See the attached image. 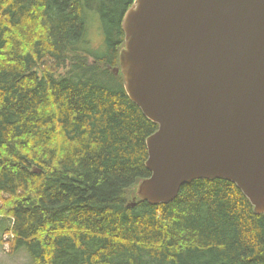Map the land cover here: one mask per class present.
Segmentation results:
<instances>
[{"label": "trees", "instance_id": "16d2710c", "mask_svg": "<svg viewBox=\"0 0 264 264\" xmlns=\"http://www.w3.org/2000/svg\"><path fill=\"white\" fill-rule=\"evenodd\" d=\"M133 2L0 0V242L31 264H264V215L235 184L137 197L158 125L115 74Z\"/></svg>", "mask_w": 264, "mask_h": 264}, {"label": "water", "instance_id": "95a60500", "mask_svg": "<svg viewBox=\"0 0 264 264\" xmlns=\"http://www.w3.org/2000/svg\"><path fill=\"white\" fill-rule=\"evenodd\" d=\"M122 29L115 74L158 125L137 197L224 179L264 215V0H134Z\"/></svg>", "mask_w": 264, "mask_h": 264}, {"label": "rangeland", "instance_id": "374dc122", "mask_svg": "<svg viewBox=\"0 0 264 264\" xmlns=\"http://www.w3.org/2000/svg\"><path fill=\"white\" fill-rule=\"evenodd\" d=\"M88 14L92 15V21L87 24L89 47L96 50L104 49L105 36L101 28L99 14L97 11H88ZM1 222H3L2 217L0 218ZM14 253L7 241L0 242V264H31L29 254L25 249Z\"/></svg>", "mask_w": 264, "mask_h": 264}, {"label": "bare ground", "instance_id": "6f19581e", "mask_svg": "<svg viewBox=\"0 0 264 264\" xmlns=\"http://www.w3.org/2000/svg\"><path fill=\"white\" fill-rule=\"evenodd\" d=\"M87 6V5H86ZM66 7V6H65ZM51 10V9H50ZM59 10V9H58ZM66 12V11H65ZM83 23V22H82ZM82 35V34H81ZM71 38V37H70ZM11 42V41H10ZM29 108V107H28ZM62 114V113H61ZM65 124V123H64ZM11 134V133H10ZM72 140H73V138H72ZM7 143V142H6ZM37 152V151H36ZM36 159V158H35ZM118 166V165H117ZM34 169V168H33ZM9 175V174H8ZM38 175V174H37ZM7 177V176H6ZM112 181V180H111ZM116 190V189H115ZM116 192V191H115ZM43 195V194H42ZM113 197V196H112ZM112 200V199H111ZM67 201V200H66ZM116 208V207H115ZM108 213V212H107ZM172 228V227H171ZM168 231V230H167ZM17 249V248H16ZM108 249V248H107ZM34 251V250H33ZM32 251V252H33ZM77 255V254H76ZM71 261V260H70ZM76 263H78V262H76Z\"/></svg>", "mask_w": 264, "mask_h": 264}]
</instances>
